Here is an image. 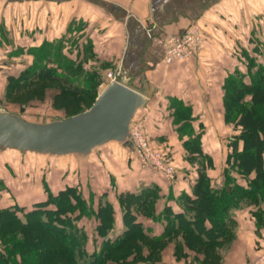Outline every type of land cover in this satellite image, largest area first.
<instances>
[{"label": "crops", "instance_id": "crops-1", "mask_svg": "<svg viewBox=\"0 0 264 264\" xmlns=\"http://www.w3.org/2000/svg\"><path fill=\"white\" fill-rule=\"evenodd\" d=\"M91 3L86 5L84 0H59V12L53 10L52 4L44 7V10L38 9L36 0H0V67L5 68L6 60L22 62L23 57L32 56V48L53 40L54 33L58 31L52 25L58 17L55 15L50 19L46 12L49 15L52 11L53 14L59 13L60 20L65 23L57 36L67 31L70 17L89 20L90 36L96 53L103 56L102 60L114 65L117 73H121L120 82L148 98L132 122H140L148 141L180 144L175 150L179 169L173 178L162 172L142 168L136 159H118V168L109 162V169L125 171L123 176L115 173L116 180L109 176L104 186L107 192L118 190V193L126 191L138 194L143 189L156 188V218L150 219L152 224L142 222H145L143 226L146 234L159 237L165 228L167 217L162 214L165 207L175 213H185L187 219L193 221L192 214L185 210L190 205V198L195 196L194 188L202 173L209 178L211 187L221 189L226 183L230 139L240 131L234 124L225 121L224 84L226 78L237 69L242 68L241 71H244L240 64L245 60L234 46H242L250 51L248 47L251 45L254 61L264 62L261 50L257 49L261 44L255 43L253 36L252 41H248L250 45H246V38L243 40L240 35H232L229 30H248L246 36L252 30L264 31V20L257 16L251 15V21L243 20L245 13L249 15L252 11L258 15L259 12V16L261 12L264 13V0H91ZM85 10L91 12L85 15ZM44 13L46 15L42 20H47V24L38 25L36 22L41 20L38 15ZM194 20L206 24L210 31L211 28H219L221 38L215 40L213 36H208L201 52L185 60L167 63L166 38L181 34ZM81 32L84 33V30ZM230 35L236 37L231 38ZM32 60L33 56L30 62ZM12 75L15 74L1 75L3 79L5 77L0 89L3 95L7 94L8 77ZM190 138L200 142L203 152L210 158V164L198 156L191 159V153L185 146ZM115 142L97 147L85 156L93 155L101 162L110 156L108 159H111L123 151H107V148H112L110 144ZM118 144L127 147L126 144ZM238 148H242V142ZM202 161L207 163L206 166L201 165ZM230 173L246 187L248 179L256 175L255 170L246 177L234 169ZM109 200L116 209L120 205L115 196L109 197ZM257 211L254 202L232 209L231 239L227 241L226 238H220L215 244H221L222 258L219 264H248L257 258L264 246V208L261 218L257 217ZM119 218H122V214ZM118 225L123 232L125 228H122V220ZM206 225L210 226V222L207 221ZM174 252L170 246L165 250V264H186L185 258L172 261ZM192 257V254L189 255V260ZM192 259L191 264H198Z\"/></svg>", "mask_w": 264, "mask_h": 264}, {"label": "rangeland", "instance_id": "rangeland-1", "mask_svg": "<svg viewBox=\"0 0 264 264\" xmlns=\"http://www.w3.org/2000/svg\"><path fill=\"white\" fill-rule=\"evenodd\" d=\"M84 1L86 5L92 4L91 0ZM50 4L54 7V11L60 12V8L58 7L59 0H36L37 8L40 10H44V7ZM93 5L97 6L99 4L93 3ZM85 12V15H87L91 11L85 10ZM53 13L52 11L51 15H49L50 13L46 12L47 17L50 19L57 15L58 20H55L52 26L58 32L54 33L53 40L47 41L49 44L45 51H39L40 48H43L42 43L35 48L37 50L36 53L43 55L42 52H44L45 58L48 56L47 53H50L53 57H50L49 63L58 70L59 77L68 82L67 85L70 88L73 87L77 91L74 94H69L66 92L62 82L44 80L32 83L18 90L7 91L5 95L0 92V109L17 113L28 121L50 122L65 119L89 109L95 103L102 90L111 83V78L108 75L109 72H118L114 65L102 60L103 56L98 55L94 50L93 38L90 36L91 27L89 26V20L76 18V16L70 17L67 23V31L62 36H57L61 32V26H64L65 23L60 20L59 13ZM46 14L38 15L39 18L41 17V20L36 22L38 25L46 26L47 20H42V17ZM257 14L252 13V11L249 15L245 13L243 20L251 21L250 17L254 15L263 21L264 13L261 12L260 16L259 12ZM47 17L45 18L47 19ZM195 22L202 27L206 38L208 36H213L215 40L221 38V30L219 28L216 29L214 27L210 31V27L208 28L206 24L201 23L199 20L191 21L188 27ZM82 30H84V33L81 32ZM246 31L235 29V31L229 30V33L240 35L243 40L246 38V45H250L248 41H252L253 36V41L261 44L257 46V49L261 50V57L263 58L264 45L262 43L264 31L260 29L252 30L247 36ZM232 35H230L231 38L236 37ZM234 47L245 59L242 62L243 65L240 64L245 70L246 62L252 57V46L248 47L251 49L250 51L242 46L238 48ZM202 50L196 52V54ZM32 56L33 62L34 55L32 54ZM32 56L23 57L22 62L6 60L5 68L0 67V70L3 69L0 72V89L1 83L5 79L1 75H5L6 73L17 75L21 69L32 65V62H30ZM119 75V79H121V73ZM246 99L248 100L249 96ZM148 142L153 150L162 152L168 161L176 169H179V164L176 161L178 157H175V150L180 145L178 142ZM110 145L112 148H107V151H113V153L117 151L116 149H123V151L121 150L122 153H117L116 156L108 159L110 156L102 162L98 157L96 158L93 155L70 154L58 156L0 148V206L19 208L21 210L19 213L22 215V212L26 210L38 209L44 213L45 209L62 208V206L68 205L70 206L68 207L69 209L63 207L64 211L62 212L72 216L76 226L85 231L88 237L86 244L88 251L96 248L101 249L106 242L103 240L104 237H110L111 241L115 240V242H119L122 236L119 238L118 236L123 233L118 225L120 221L122 220L123 222L122 228L130 225L131 220L136 219L149 224L151 218H156L157 200H154L155 204L153 207L144 209L145 206L142 204L135 205L136 199L129 196L126 191H121L120 193H118V190L106 191L104 186L109 181V176L113 180H116V174L118 173L119 175L121 174L120 176H123L125 171V169H109V162H111L113 167H117L121 158L122 161L131 158L132 160H138L142 167L138 153L132 152L127 144L128 148L119 145L118 142ZM230 149L232 150L231 146ZM150 170L158 171L155 169ZM114 196L118 199L121 197L123 200V203L119 202L120 205L117 206V209L113 204H110L109 200V197L114 198ZM253 202L252 200L243 199L237 206L242 208L248 204H253ZM254 203L258 209V213L260 210H263L264 200L259 199ZM111 212L113 220L108 222V219L105 220V218ZM120 214H122V218H119ZM133 214L135 215L134 218ZM49 215L53 218L52 213H49ZM118 220L120 221L117 222ZM145 222H142L143 225ZM118 231H120L119 234ZM230 239V236L226 238L227 241ZM158 243L149 241L147 238L136 234L125 242L123 246L111 250V257H108L107 264H165L167 260L166 253L164 252L169 246L173 247L175 251L173 253L174 257L172 255L173 258H171L172 261L173 259L178 261L185 258L186 264H191V259L194 257L192 260L197 261L198 264H219L222 258L220 254L221 244L218 246H208L189 234H172ZM191 254L193 257L189 260L188 256Z\"/></svg>", "mask_w": 264, "mask_h": 264}, {"label": "trees", "instance_id": "trees-1", "mask_svg": "<svg viewBox=\"0 0 264 264\" xmlns=\"http://www.w3.org/2000/svg\"><path fill=\"white\" fill-rule=\"evenodd\" d=\"M48 44L44 41L39 51H45ZM30 52L34 55L32 65L8 77V91L50 80L62 82L67 93H76L77 90L70 88L68 82L59 77L55 66L49 63L50 53L45 52L48 54L45 58L44 52L39 55L35 48ZM224 88L225 121L234 124L240 133L230 139L232 150L226 161L228 170L225 185L221 189L211 187L207 175L201 174L194 188L195 196L190 198V205L185 210L192 214L193 221L187 219L185 213H175L165 207L162 214L167 218L161 236L146 234L141 221L131 220V224L126 225L122 235L118 236H122L119 242L104 237L106 242L103 249L96 248L90 252L86 249L88 237L85 231L76 226L72 216L62 212L63 207L69 209L70 206L48 208L44 213L31 209L22 212V215L19 208L0 206V264H107L111 250L123 246L136 234L160 243L172 234L184 233L208 246L217 244L220 238L229 237L230 225L233 223L232 209L243 199L254 202L264 200V63H258L250 57L244 71L237 69L226 78ZM240 142L241 149L238 148ZM185 145L191 153V159L199 157L210 164V158L196 138H190ZM207 163L202 161L201 165L206 166ZM233 169L245 177L252 170H255L256 175L248 179L246 187L230 173ZM127 194L136 199L135 205L142 204L144 209L153 207L158 196L156 188ZM119 201L123 203L121 197ZM49 213L53 214V218ZM257 213V217L261 218L263 210ZM111 215L112 212L108 217L106 215L105 220L112 221ZM207 221L210 226L206 225Z\"/></svg>", "mask_w": 264, "mask_h": 264}, {"label": "water", "instance_id": "water-1", "mask_svg": "<svg viewBox=\"0 0 264 264\" xmlns=\"http://www.w3.org/2000/svg\"><path fill=\"white\" fill-rule=\"evenodd\" d=\"M147 102L142 93L116 81L89 109L65 119L28 121L0 109V148L62 156L89 155L112 141L127 144L130 125Z\"/></svg>", "mask_w": 264, "mask_h": 264}, {"label": "built area", "instance_id": "built-area-1", "mask_svg": "<svg viewBox=\"0 0 264 264\" xmlns=\"http://www.w3.org/2000/svg\"><path fill=\"white\" fill-rule=\"evenodd\" d=\"M205 39L202 27L197 22L191 24L181 34L169 35L165 40L166 62L172 63L176 60L188 59L204 48ZM119 74L109 72L108 75L111 78V83L120 80ZM127 145L132 152L138 153L142 168L162 171L171 178L176 175V167L168 161L165 155L162 152L153 150L149 146L148 139L139 121L131 123ZM248 264H264V246L257 258Z\"/></svg>", "mask_w": 264, "mask_h": 264}]
</instances>
